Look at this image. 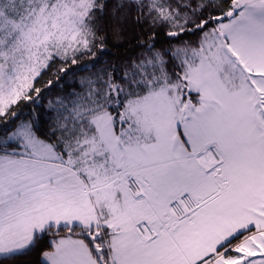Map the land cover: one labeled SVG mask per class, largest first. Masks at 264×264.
I'll use <instances>...</instances> for the list:
<instances>
[{
    "label": "snow or ice",
    "instance_id": "1",
    "mask_svg": "<svg viewBox=\"0 0 264 264\" xmlns=\"http://www.w3.org/2000/svg\"><path fill=\"white\" fill-rule=\"evenodd\" d=\"M110 2L0 0V264H264V0Z\"/></svg>",
    "mask_w": 264,
    "mask_h": 264
},
{
    "label": "trees",
    "instance_id": "2",
    "mask_svg": "<svg viewBox=\"0 0 264 264\" xmlns=\"http://www.w3.org/2000/svg\"><path fill=\"white\" fill-rule=\"evenodd\" d=\"M115 0H111L109 15L105 17V28L106 32H102L101 36H106V43L103 45L104 51L98 52L97 57L99 58L101 64L105 61H112L113 63L119 64L118 57H125L130 55H135L132 51L134 47V42L132 41L133 36H135L139 32V28L133 23L131 16H129L128 20L123 24H119L114 21L111 17V3H114ZM190 37H185V39H189ZM194 39V37H191ZM88 57H85L84 60H88ZM84 73H77V75H83ZM48 79H54L51 74H46L43 80L46 82ZM41 86V85H38ZM65 81H61L60 85H54L50 88V90L46 91L44 97L42 98L43 104L46 106L48 101L55 98L56 95L59 94L61 87H66ZM28 110L25 109V112ZM46 246V242H45ZM33 260H37V256L33 253L31 257Z\"/></svg>",
    "mask_w": 264,
    "mask_h": 264
}]
</instances>
